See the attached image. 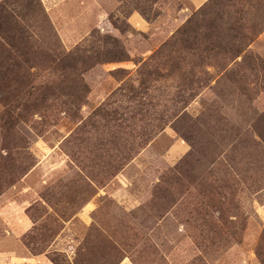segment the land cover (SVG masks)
<instances>
[{
  "label": "rangeland",
  "instance_id": "374dc122",
  "mask_svg": "<svg viewBox=\"0 0 264 264\" xmlns=\"http://www.w3.org/2000/svg\"><path fill=\"white\" fill-rule=\"evenodd\" d=\"M210 2L0 0L28 85L0 102V203L31 254L264 264V0Z\"/></svg>",
  "mask_w": 264,
  "mask_h": 264
},
{
  "label": "crops",
  "instance_id": "0c3cea01",
  "mask_svg": "<svg viewBox=\"0 0 264 264\" xmlns=\"http://www.w3.org/2000/svg\"><path fill=\"white\" fill-rule=\"evenodd\" d=\"M189 1L197 8L204 0ZM129 22L138 29L145 27L134 15L130 17ZM0 222L3 223L0 232V264H52L47 254L33 255L23 243L25 235L33 227L23 206L19 203L13 205L10 202H1Z\"/></svg>",
  "mask_w": 264,
  "mask_h": 264
},
{
  "label": "trees",
  "instance_id": "16d2710c",
  "mask_svg": "<svg viewBox=\"0 0 264 264\" xmlns=\"http://www.w3.org/2000/svg\"><path fill=\"white\" fill-rule=\"evenodd\" d=\"M210 4H214V0H210ZM3 20H5L6 22H3ZM190 20H188V23L190 24ZM10 21L11 19L7 16L4 15V9L0 11V24H6V29L7 27L10 25ZM2 31L0 30V33ZM17 33H15V35H18V30L16 31ZM12 36L11 39L15 40L17 43L16 45H18L19 43L21 44V38L17 37V36ZM219 36V34H217ZM220 37V36H219ZM213 44V49L218 50L217 44L211 43ZM14 49H16V46H14ZM245 49L243 48H237L235 46H233V48H230L228 50V52H230L233 55H236V57L241 54L242 52H244ZM22 55L18 56L19 59L21 58ZM16 56H12V52L6 48L0 47V93H3L2 98H0V102L1 103H5V106L9 105V102L11 101V96L13 98H17V96L19 94H21L19 92V89H21V87H28L27 84H24V77H23V73L24 71V66H21V63H19V60ZM7 61L9 63H7ZM43 101V96H40V100L37 102H41ZM32 103L35 104L36 103V99L32 100ZM37 103L34 105L36 106ZM24 108L26 106H23ZM6 113V111L4 112Z\"/></svg>",
  "mask_w": 264,
  "mask_h": 264
}]
</instances>
